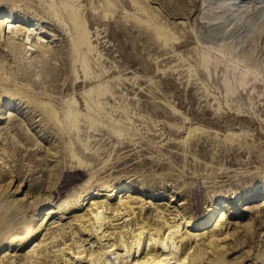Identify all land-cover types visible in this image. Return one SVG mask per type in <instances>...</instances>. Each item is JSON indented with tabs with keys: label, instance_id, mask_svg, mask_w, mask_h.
<instances>
[{
	"label": "rangeland",
	"instance_id": "374dc122",
	"mask_svg": "<svg viewBox=\"0 0 264 264\" xmlns=\"http://www.w3.org/2000/svg\"><path fill=\"white\" fill-rule=\"evenodd\" d=\"M112 1L114 11L104 14L94 9L98 0H81L94 47L83 48L85 80L82 58H73L70 10L60 0H0V10L35 18L50 36L30 58L16 43L0 45L5 73L30 93L41 91L32 99L46 91L60 105L75 94L83 107L81 91L99 80L113 92L101 98L104 121L80 116L75 127L61 113L60 129L30 95L0 102V264H47L12 244L64 225L59 210L44 208L49 193L68 200L83 183L70 150L87 163L88 185L131 186L152 222L158 210L198 221L224 206L228 233L216 252L198 241L206 254L195 264H264V0ZM155 18L172 36L156 35L145 21Z\"/></svg>",
	"mask_w": 264,
	"mask_h": 264
},
{
	"label": "bare ground",
	"instance_id": "6f19581e",
	"mask_svg": "<svg viewBox=\"0 0 264 264\" xmlns=\"http://www.w3.org/2000/svg\"><path fill=\"white\" fill-rule=\"evenodd\" d=\"M98 2L99 5H95L94 9L102 8L104 14L113 12L115 9L112 0H98ZM60 3L70 10L69 18L74 24V35L71 38L72 48L76 51L75 55L83 57L85 45L89 49H94L84 18L83 3L81 0H60ZM53 5L52 3L51 7ZM53 12V17H57L58 11ZM134 16L138 20H143L140 16ZM34 19L31 17L16 18L12 9L0 10V45L6 47L9 42L16 43L22 47L21 55L30 58L32 55L30 51L35 46L41 42L49 44L48 32L43 29L39 21ZM152 20L146 19L145 21L149 23L157 36H172V31L161 26L157 18ZM174 37L179 38L175 35ZM77 55L73 57L75 60ZM82 67L85 80L88 77L91 78L89 76L90 67L86 60L82 61ZM83 75L76 72L73 81H79ZM104 85L105 81L99 80L98 83L81 91L84 100L83 107L78 103L79 100L75 94L69 95L63 103L58 105L52 95L46 91H43L39 99H32L34 95H40L41 91L30 93L29 86L20 85L5 73L4 67L0 66V102L5 96H11L10 93L30 95V103L35 102L43 113H48L59 129L62 122L61 113L72 117L75 127L78 126L80 116L92 122L104 121L105 106L101 98L103 95L113 93L107 85ZM109 119L108 122L113 130L121 134L123 126L115 122L112 116ZM70 153L77 163V172L81 174L80 178L83 183L74 187V197L72 196L71 199L56 198L57 195L53 196L52 193H47V201L42 198L49 203L44 211L59 210L64 218V225H54L38 230L30 236L34 240L31 243L26 239L15 241L12 244L13 250L27 247L29 257H37L47 264H195L196 261L200 262L206 254L205 250L197 245V242L202 239L208 240L212 251H218L216 248L228 233H226V228L229 214L224 206L213 204L214 206L208 210V213L198 221L184 209V212H177L173 216H168L163 210H158L157 218L152 222L145 200L141 199V196L133 195L131 186L92 188L88 185L91 172L86 176L88 182L84 180L81 173L82 167L87 163L76 152L70 150ZM118 217L123 220L117 226L114 224ZM199 227L201 231H197ZM77 231L78 237H73L71 242H67L64 238L65 233L70 232L74 235ZM80 235L88 237L82 239ZM61 239H63L62 242H60ZM86 239L93 248H84ZM95 241L99 242L97 249H94Z\"/></svg>",
	"mask_w": 264,
	"mask_h": 264
}]
</instances>
